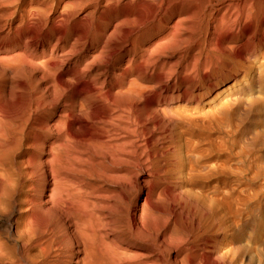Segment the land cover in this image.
Returning a JSON list of instances; mask_svg holds the SVG:
<instances>
[{
	"label": "bare ground",
	"instance_id": "bare-ground-1",
	"mask_svg": "<svg viewBox=\"0 0 264 264\" xmlns=\"http://www.w3.org/2000/svg\"><path fill=\"white\" fill-rule=\"evenodd\" d=\"M246 38L241 63L209 54ZM184 46L188 63L164 59ZM259 58L264 0H0V264L263 263L240 241L261 191H241L236 227L205 191L264 174L190 161L180 126L220 89L253 90Z\"/></svg>",
	"mask_w": 264,
	"mask_h": 264
},
{
	"label": "rangeland",
	"instance_id": "rangeland-1",
	"mask_svg": "<svg viewBox=\"0 0 264 264\" xmlns=\"http://www.w3.org/2000/svg\"><path fill=\"white\" fill-rule=\"evenodd\" d=\"M86 14L80 13V14H78V17L81 19ZM251 32H252V29H249L247 31V35ZM47 39L48 38L46 35V36H44V40L43 39L40 40V43L42 44V43L46 42L45 40H47ZM247 39L248 38H246L245 40H242V41H233V42H231V41L228 42L227 40L224 41L223 39L222 40L224 42H222V40L219 39L218 46L216 47V50L217 49H219V50L218 51L214 50V52L210 51L212 53L209 52V54H210V56H212L213 54H217L218 56L221 57V59H223V60L227 59L226 61H229L230 63H241L239 55H241V51H243V50L239 46H240V44L242 45ZM54 42H55V39L51 40V44H54ZM226 47H229V50H227ZM88 48L89 47L86 48L87 51L89 50ZM186 48L187 47H185L184 49H181L179 51L180 53H178V55H176L175 57H173L171 54H167L164 57V59L168 60L170 63H188L189 61H191V59H192L191 56H193L194 54L193 55L189 54L191 56L187 57L186 53H185ZM182 50H183V52H182ZM87 51H86V53H87ZM218 52H220V53H218ZM235 54L237 56H235ZM168 55H169V57H168ZM180 55L184 56V59H180V57H181ZM195 58H197V57H195ZM262 61H263V59L259 58V59L252 60L251 62H249V64H250L249 67L252 68L249 71V76L254 78V79L259 78V80H258L259 83L254 86L253 90L245 93V95L240 96L238 99H236L233 96V94H230V93L222 94V92H221L222 89H220V90H218V93H216L217 96L214 98V100L212 101V103L210 105H202L200 107V112L197 115H192L193 120H191V121H193V122L181 123V125H180L181 130L183 132H185V134H186L185 137L189 140L191 139L190 142H188V143H192V145H196L195 149H193V151L188 154L190 161H192V162L200 161L202 163H206L207 167L212 166L210 168L213 169L214 167L218 166V165L215 166L216 162H218L219 160H226L227 159V160H229L228 165L231 167L232 170H236L237 168L248 170V168L250 166H253L254 168H257L261 171V172L259 171V173L261 175L264 174V172H262V171H264V82H263L264 81V67L262 68V70H261V68L259 69ZM196 62L200 63L199 60L198 61L196 60ZM256 67H258L260 72L258 69H255ZM255 71H257V72H255ZM245 83L248 86L250 85L249 84L250 83L249 78L245 79L244 84ZM227 97H231L232 99L229 101ZM171 110H173L172 112H174V111H176V108L172 106ZM214 110H216L217 112L216 111L214 112ZM238 116H240V117H238ZM238 118H239V120H238ZM156 123H158V122H156ZM236 125H237V127H236ZM227 129L229 132L227 131ZM158 130H159L158 126L156 129H153V130L151 129L150 137H149L150 140L153 139L156 135L162 134V133H160V130L159 131ZM157 132H158V134H157ZM187 132L190 135L187 134ZM234 132H236V133H234ZM151 133H153V134H151ZM247 138H248V140L249 139L250 140L248 141ZM159 139H160V141L158 144V148H160V150L162 152H166L165 147L167 146V141H166L167 135L165 134L163 137H160ZM242 142H244V143H242ZM220 147L222 149H220ZM204 148L205 149L208 148V149H206L208 151H206ZM243 149L244 150L247 149V150L244 151ZM219 151H220V153H219ZM243 154H245V155H243ZM257 155H258V157H257ZM260 156H261V158H260ZM246 157H247V159H245ZM192 158H193V160H192ZM259 161H263V162L261 163ZM241 162H242V164H241ZM212 164H214V166ZM217 164H219V162ZM258 164H259V167H262V168H259ZM260 165H262V166H260ZM248 174H251V173H247V172L245 173L246 179L250 178V176ZM247 177H249V178H247ZM258 180L249 181V182L247 181L246 185L241 186L236 181V179H234V178H231L229 181H226V183L223 185L222 182L225 181V179L221 178V180H219L220 183L218 182L219 184L214 181V183H212L213 185H211L210 188L207 191H205V193H208V194H206L208 197L214 196L216 198L221 199L222 196H225V198L228 201H230L231 206H232L231 207L232 211L230 210L231 213L228 215V221L232 220L230 224L235 226V227H236L235 224H237L242 219L243 220L248 219L246 217L249 214V210H248L249 208L246 206H242L243 203H241L242 202L241 200L243 199V197H248V196H244L243 192H241V191L245 190L246 195H250V196L252 194H254V193L251 194V192L261 191L260 193L257 192L260 195V196H258V198H259L258 202L260 203V205L262 207V211L259 210V211L255 212L256 215L254 216V219L257 223H256V225H254L253 227H251L250 229H248L247 231L244 232V235L242 236L243 238L240 237L241 238L240 241L242 243L241 245H243V247H241L242 248L241 253H243V250H244L246 255H249V253H250L249 250L251 251V249H254L256 246L258 247L261 244L264 245V242H263L264 241V181H263L264 178L262 177V179L259 178ZM235 185H237V186L235 187ZM213 186H214V188H213ZM222 187H223V189H222L223 191L221 190ZM256 187H258V188H256ZM222 198H224V197H222ZM152 200H154V198ZM152 200H151V205L155 206L156 205L155 201H152ZM250 205L254 206L255 203L254 204L252 203ZM231 214L233 215V217ZM230 216H231V218H229ZM232 222L233 223L235 222V224H232ZM262 248H263V246H262ZM261 264H264V262Z\"/></svg>",
	"mask_w": 264,
	"mask_h": 264
}]
</instances>
